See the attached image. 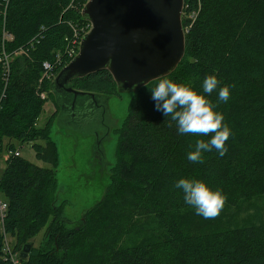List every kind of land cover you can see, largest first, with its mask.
<instances>
[{"label": "trees", "instance_id": "trees-1", "mask_svg": "<svg viewBox=\"0 0 264 264\" xmlns=\"http://www.w3.org/2000/svg\"><path fill=\"white\" fill-rule=\"evenodd\" d=\"M72 1L9 0L5 7L0 0V51L12 55L7 79V64L0 62V143L6 136L31 143L37 158L52 166L10 154L0 176L9 201L4 227L16 239L20 264H264V205L257 204L264 198V0H185L186 54L163 77L190 84L201 94L210 75L221 87L234 86L229 101L217 106L232 133L227 153L221 157L213 149L202 163L188 161L196 141L212 134L180 135L171 117L155 110L150 89L163 78L157 79L132 96L117 131L106 194L83 223L65 227L60 222L66 204L57 197L55 173L59 150L51 138L56 116L43 128L37 122L54 98L50 84L66 64H59L50 79L45 63L56 62L59 54L65 61L74 27L87 22L82 14L86 0L69 7ZM192 13L193 18L187 17ZM4 32L12 39H4ZM74 85L118 93L108 70L76 79ZM204 95L217 101V91ZM181 178L204 180L222 190L224 206L253 204L232 220L224 213L210 222L189 213L194 208L173 187ZM144 217L153 218L152 231L139 237L142 223L137 222ZM47 226V243L35 247L31 239ZM4 242L0 218V264H14L5 258ZM28 243L31 249L22 257Z\"/></svg>", "mask_w": 264, "mask_h": 264}, {"label": "water", "instance_id": "water-1", "mask_svg": "<svg viewBox=\"0 0 264 264\" xmlns=\"http://www.w3.org/2000/svg\"><path fill=\"white\" fill-rule=\"evenodd\" d=\"M185 2L88 0L83 7V18L91 23V29L82 37L77 55L53 78L49 92L60 107L55 121L64 131L95 137V172L100 170L105 175L108 171L111 163L104 139L111 138L114 128L118 131L123 124L112 116L110 101L113 96L124 92L133 96L151 82L173 73L185 57ZM100 70L112 74L117 94L83 90L74 85V80ZM96 203L82 211L79 223L84 222V215ZM30 249L31 244H26L22 257H26Z\"/></svg>", "mask_w": 264, "mask_h": 264}, {"label": "rangeland", "instance_id": "rangeland-1", "mask_svg": "<svg viewBox=\"0 0 264 264\" xmlns=\"http://www.w3.org/2000/svg\"><path fill=\"white\" fill-rule=\"evenodd\" d=\"M83 26L82 24H80ZM132 98V93L124 92L122 94L114 95L110 101V108L112 116L119 119L122 124L125 117L128 114L129 103ZM60 107L55 104L54 98L49 99L42 111L37 127L43 128L54 116H57ZM51 138L54 140L59 147L60 161L57 169L56 176L58 179V190L57 197L60 193V202L64 201L66 206L65 220L60 222L61 225L65 227H73L79 225L80 218L82 217V211L86 208L93 206L96 202L101 199L104 194L106 186L110 182V169L116 161V147L118 133L117 128L113 130L111 138H105L104 143L107 150L108 160L110 165L108 171L105 175H102V171L98 170L95 172L94 168V147L96 139L94 136H84L83 133L79 132H67L59 125L58 121L54 120L51 129ZM0 143V176L6 167V160L9 155H15L13 152L9 151V146L14 145L16 150L21 151L24 158L40 165L52 168L51 164L39 160L36 156V151L31 143H24L23 145L18 139L11 137H4ZM37 142L45 144V140H38ZM2 145V146H1ZM2 148V149H1ZM100 168V165H97ZM0 197L8 203L9 201L5 194L0 189ZM253 203L242 202L239 206H224L220 214L226 213L229 220H232L237 214H239L243 208L245 210L250 207ZM258 205H264V198L257 199ZM186 213V211H185ZM192 215L195 214V210H192ZM188 213V214H189ZM219 214V215H220ZM201 217V216H199ZM188 218V216H187ZM61 219V218H60ZM153 218L144 217L140 218L137 223H142L140 229L137 233L139 237L147 235L152 228L151 225ZM210 222L215 220V218L208 219ZM188 226H192L191 221L187 223ZM48 231V226L45 227L38 235L31 239L35 247H42L47 243L46 232ZM7 242L10 244L11 248L14 250L16 245V239L12 235L7 236Z\"/></svg>", "mask_w": 264, "mask_h": 264}, {"label": "clouds", "instance_id": "clouds-1", "mask_svg": "<svg viewBox=\"0 0 264 264\" xmlns=\"http://www.w3.org/2000/svg\"><path fill=\"white\" fill-rule=\"evenodd\" d=\"M220 80L215 75L207 76L202 82V92L195 90L190 84H178L171 79H161L151 88L155 110L166 118L171 117L180 135H201L211 138L207 141L197 140L195 149L188 153L189 162L202 163L204 154L216 150L223 157L228 148L226 142L231 136V129L224 122V117L217 110L219 103H226L231 97V88L221 87ZM218 92L217 101L204 94ZM174 188L183 192L185 204L194 208L195 214L204 219H212L220 214L227 197L220 189H214L204 180L181 178Z\"/></svg>", "mask_w": 264, "mask_h": 264}, {"label": "built area", "instance_id": "built-area-1", "mask_svg": "<svg viewBox=\"0 0 264 264\" xmlns=\"http://www.w3.org/2000/svg\"><path fill=\"white\" fill-rule=\"evenodd\" d=\"M5 1V7L8 6V2L9 0H3ZM88 0H86L87 2ZM83 3V0H73L71 2V5L69 7H73L75 5L78 6V3ZM86 2L84 3V6L86 4ZM195 16V13H192L191 15H187V17H194ZM83 26L79 25L78 27H74V35L72 38H70L69 40V44H68V47H67V50H66V54H67V59L64 61V56L62 54H59L57 56V59H56V62L54 63H49V62H46L45 63V68H46V72H45V76H47L48 78H52L53 76H55V70L56 68L59 66V64H63L66 62V64L68 62H70L76 55L77 53L79 52V48H80V43H81V40H82V37L84 36V34L86 32H88L90 29H91V23L90 22H83L81 23ZM4 39H12V36L7 33V32H4ZM5 49V48H4ZM12 59V55L9 54L8 52H6V50L4 51H0V62H4L6 63L7 67L5 68L6 70V76H5V79H7L9 77V62L10 60ZM42 96L43 97H47V93L44 92L42 93ZM15 155H20L21 154V151L20 149L19 150H15L13 152ZM8 203L6 201H4L1 197H0V218L2 220V228H3V232L5 233V242H4V248L3 250L5 251V258L6 259H10L14 264H20L21 263V258L19 256V252L17 251H14L10 244L7 242V236L9 235L6 231H5V227H4V220L7 216V212H8Z\"/></svg>", "mask_w": 264, "mask_h": 264}, {"label": "flooded vegetation", "instance_id": "flooded-vegetation-1", "mask_svg": "<svg viewBox=\"0 0 264 264\" xmlns=\"http://www.w3.org/2000/svg\"><path fill=\"white\" fill-rule=\"evenodd\" d=\"M58 107V106H57ZM59 112V111H58Z\"/></svg>", "mask_w": 264, "mask_h": 264}]
</instances>
